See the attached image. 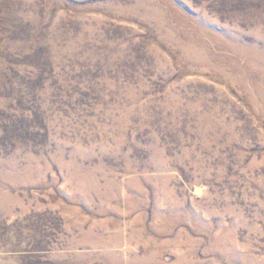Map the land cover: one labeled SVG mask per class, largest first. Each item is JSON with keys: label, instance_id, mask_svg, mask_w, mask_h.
<instances>
[{"label": "rangeland", "instance_id": "obj_1", "mask_svg": "<svg viewBox=\"0 0 264 264\" xmlns=\"http://www.w3.org/2000/svg\"><path fill=\"white\" fill-rule=\"evenodd\" d=\"M0 264H264V0H0Z\"/></svg>", "mask_w": 264, "mask_h": 264}]
</instances>
